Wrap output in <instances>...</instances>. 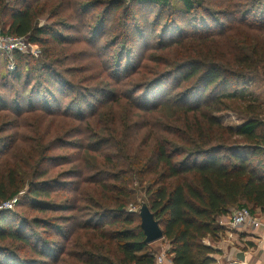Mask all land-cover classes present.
Returning <instances> with one entry per match:
<instances>
[{
  "label": "trees",
  "instance_id": "16d2710c",
  "mask_svg": "<svg viewBox=\"0 0 264 264\" xmlns=\"http://www.w3.org/2000/svg\"><path fill=\"white\" fill-rule=\"evenodd\" d=\"M104 1L102 17L93 18L99 20L95 30L106 28L114 10L120 9L128 20L113 45L122 42L126 48L147 32L157 42L150 48H161L173 57L156 59V69L145 71L144 50L139 53L138 64L133 54L127 64H122L125 57L118 56L121 76L117 83L103 78L100 95L93 103L79 98L68 108L59 105L58 92L71 72L64 67L70 54L68 46L78 41L61 28L90 31L88 27L94 22H86L82 11L88 13ZM128 1L0 0L2 32L42 46L38 59L15 53L16 70L1 76L0 86L5 91H0V109L19 115L22 102L28 101L35 106L33 111L88 124L72 135H82L85 141H64L59 136L40 141L34 163L22 169L9 163L15 154L14 145L6 143L10 152L7 158L6 150L0 147V204L14 198L19 203L21 192L34 199H50L55 192L47 185L50 167L40 169L39 165L48 159H64L51 156L57 148L93 152L95 160L87 168L78 162L63 173L68 179H80L79 183L69 182L77 192L76 200L67 201L70 205L65 207L75 212L70 217L46 215L43 219L19 220L12 208L0 209V264H155L161 250L152 248L156 241L145 242L139 209L126 210L128 205L141 206L143 201L158 220L164 233L161 241L167 242L166 253L175 264H218V249L213 245L227 231L220 218L243 207L253 215L264 212V92L251 87L254 82H264V0H179V11L191 18L189 28H182L179 34L157 31L170 0H130L157 6L154 24L151 11L142 20L131 12ZM41 16H46L47 24L39 23ZM234 33L240 36L229 44L222 43ZM100 55L108 61L109 56L102 51ZM53 61L59 63L55 65L62 74L53 69ZM133 74L137 79L130 77ZM9 94L15 95V108L7 107ZM76 103L79 105L73 109ZM114 104L129 107L131 114L117 116ZM226 111L244 121L236 128L223 124L216 114ZM99 112L106 116L103 121L107 126L101 133L92 125L98 123ZM130 126L135 127L136 136L127 132ZM142 129L147 135L143 142L137 138ZM68 131L65 128L59 133ZM86 185H92L96 195L85 191ZM51 208L39 205L36 209L46 214L62 211ZM54 218L64 239L61 256L50 253L49 240H37L36 233L27 230L32 224L47 232ZM71 220L78 225L70 227L71 234L66 235L59 222ZM24 248L35 257L23 255Z\"/></svg>",
  "mask_w": 264,
  "mask_h": 264
},
{
  "label": "rangeland",
  "instance_id": "374dc122",
  "mask_svg": "<svg viewBox=\"0 0 264 264\" xmlns=\"http://www.w3.org/2000/svg\"><path fill=\"white\" fill-rule=\"evenodd\" d=\"M58 1V0H57ZM87 2H90V0H86ZM171 5L164 8V20L160 25H158V33L159 32H168L170 34H179L182 31L180 30H187L189 28V22L191 18H189V15L180 12L178 8H181L179 0H170ZM64 3V1H63ZM63 3L60 5L62 6ZM103 4L91 8L88 10V13L85 11H82V13L86 16V19H84L86 22L91 23L88 32H86L88 29L84 28V32H69L66 28H61L62 32H65L66 35H69L70 37H74V39H77L74 44H71L69 49V58L66 60V65L64 67H68L70 69V73L66 74L65 83H63L62 90L58 92V95L61 99V102L59 105H64V107H70V103L72 100L77 101L79 98H83L88 104H91L96 100V98L100 95L99 90L101 91V87H103V78L110 79V81H115L121 76L118 72V56L119 58L125 57V59L122 61V64H127L129 60L132 58L133 54V60H136L135 63H139V53H141L142 50L145 52L146 58L143 59L142 64L143 66H146L145 71H148L149 68L155 70V61L156 59H165L168 57H173V53H168V51H164L161 48H150L151 45L154 44L156 41V37L149 36L148 34H144L141 38H138L137 41L131 42L127 44L126 48H123L124 45L122 42H119L117 44L113 45V41H115V36L119 34L120 32H123L124 27L126 28L128 20H126L123 17L122 11L114 10L109 14L108 20L106 22V28H103L102 30H95V25H97V22L94 21L97 18L102 17L103 15V9L105 7L106 1L102 2ZM128 5L131 7V12L135 13L137 17L140 19H144L145 16L151 11L150 18L151 20L154 17V12H157L158 7L155 5H144L142 3H133L132 1H128ZM219 17V16H218ZM216 17V18H218ZM94 18V19H93ZM222 20L229 21L225 19V16H221ZM112 22H114V27L112 25ZM153 23V20L151 21ZM39 23L41 25L47 24L48 21L46 19V16H41ZM214 24L216 22H213ZM80 25H82L79 22ZM154 24V23H153ZM153 24H150L148 27V30L151 31L153 29ZM177 24H179L177 26ZM215 26V25H214ZM183 28V29H182ZM60 30V28H59ZM147 30V31H148ZM162 30V31H161ZM173 32V33H172ZM161 34V33H160ZM7 34L3 33L0 29V37H6ZM172 36V35H171ZM240 35L239 33H234L232 37L229 39H224L222 43L229 44L230 42H233L236 38H238ZM86 37L89 38L91 41H87ZM83 38V39H82ZM2 40V38L0 39ZM97 40H99L101 43L97 44ZM118 41V40H117ZM112 42V43H110ZM91 43V44H90ZM157 43V42H155ZM106 44V45H105ZM2 48L5 49L6 43L2 40L1 41ZM224 45V44H223ZM52 47V46H51ZM100 51L105 53V55L109 56L107 59V62H104L103 57L100 55ZM133 51V52H132ZM15 53H18L17 51L13 53V56L11 57L9 53H7L4 50H0V80L2 74L7 73V71H13L16 70V66L11 69L9 65H13L12 63L17 64V59L14 57ZM25 56H33L34 59H38L40 55L42 54V46L37 45H30L27 48V51L21 52ZM79 53V54H78ZM124 55H123V54ZM148 57V58H147ZM58 62L53 61V65L57 64ZM59 64V63H58ZM105 65L107 69H105ZM54 70H59L58 67L53 66ZM123 67V66H122ZM105 70H104V69ZM104 70V72H103ZM127 70V67L122 71L124 72ZM62 74V72H61ZM136 74V73H135ZM123 76V75H122ZM133 79H137L136 75L133 74V76H130ZM129 79V78H127ZM136 81V80H135ZM75 85V89L73 88V84ZM117 83V81H116ZM251 87L260 93L264 92V82L261 83H252ZM131 88V85L129 86ZM0 91H5L0 86ZM263 95V94H262ZM15 95L9 94L7 96L8 98V106L7 107H14L13 99ZM84 96V97H82ZM54 101V100H53ZM52 101V102H53ZM55 103V101L53 102ZM86 103V104H87ZM2 104V102H0ZM84 104V103H83ZM22 105H24L21 109V114H13L12 111L2 110L0 109V127L3 124V130L0 132V147L3 148V150H6L5 157L7 158L8 153V147H6V143L13 144L14 148L13 151L15 154H13V157L11 155L9 159V163L13 164L16 163L19 166H21V169L26 167L27 164L29 165L30 162L33 161V158L35 156V152L39 151L40 148V141H47L50 139H53L57 136L65 139L64 141H85L83 139V136H75V131H78L81 127H86L88 124H82L80 121H76L73 118H65L62 119V117H59V115H46V113L40 112L39 110L33 111L35 106H31V104H28V101L22 102ZM79 103H76L73 107L75 109ZM114 112L117 116L121 115H128L131 114V109L129 107H124V105L114 104ZM15 108V107H14ZM58 109L59 106L53 107ZM98 108V107H97ZM40 109V108H39ZM71 111H74V110ZM11 110V109H10ZM110 112V111H109ZM112 113V112H111ZM7 115V116H6ZM216 116L219 118V120L229 126L238 127L244 119L240 118L236 113L232 111H226L217 113ZM106 116H100L96 117L98 120V123L95 124V122L92 124L96 126L97 131L100 133L102 130H105L107 128L105 122L103 121ZM100 123V124H99ZM68 129L69 131L66 134H60L59 132L62 129ZM135 127L130 126L129 129H127V132L129 134H134ZM146 129H142L138 134V141H146L147 135L145 133ZM135 135V134H134ZM136 136V135H135ZM5 141V144L2 145ZM92 141V140H89ZM95 141V140H93ZM36 150V151H35ZM12 152V150H11ZM83 153V154H82ZM61 155L63 158L58 159L56 161H50L49 159L45 163H41L39 165L40 169L50 167L51 176H49V181L47 182L48 187L51 189H55V192L53 196L50 199H34L26 196L24 192H21L18 194L20 198L19 203H15L11 208V211L14 213L15 217L20 220H28L32 221L33 219H43L41 217H50V216H58V215H72L75 212H72L71 210H65V207H68L71 201L72 203L74 200H76L75 194L77 193L73 188L74 185L69 184L80 182V179H77L75 177L73 178H66L64 177L63 173L72 167L73 165H77L78 162H80L84 167H89L91 163L95 162L93 157V152L91 153H85L80 148H57L56 150L51 152L52 155ZM82 154V155H81ZM85 156V157H84ZM68 157V158H66ZM84 157V158H83ZM83 158V159H82ZM102 156H99L97 160H100ZM72 161L71 163H68V161ZM85 160V161H84ZM18 162L25 164L24 166L20 165ZM39 163V161L37 160ZM34 163V162H32ZM8 165V162L6 166ZM20 169V170H21ZM26 169V168H25ZM62 171L61 175H58L59 172ZM76 187V186H75ZM85 191H88L89 193L94 191L92 185H86V188L84 187ZM0 204V209L1 208ZM39 205H46L52 207L51 209L55 208H61L62 211H49L46 213H42L41 211L37 210V206ZM140 206L130 204L127 207V212H136L138 211ZM9 209V208H7ZM13 215V214H12ZM13 215V217H14ZM47 215V216H46ZM55 221H57L55 218L52 219L53 226L48 227V231L45 232L43 228L41 227H35L32 224H29L27 226L28 231H32L36 233L35 239H46L48 241V245L50 246V253L53 252V254L62 255L64 251V239L61 236L62 234H58V223L55 224ZM62 229V233L68 234V229L70 227H76L78 224L76 222L72 221H65V222H59ZM77 229V228H76ZM71 234V232H69ZM165 241L161 239L156 241L152 248L163 250ZM23 255L28 256L29 258L35 257L33 253L30 252L28 248L23 249ZM66 256L70 257V255ZM67 258V257H66ZM39 261H42V259H39ZM41 264V263H40Z\"/></svg>",
  "mask_w": 264,
  "mask_h": 264
},
{
  "label": "crops",
  "instance_id": "0c3cea01",
  "mask_svg": "<svg viewBox=\"0 0 264 264\" xmlns=\"http://www.w3.org/2000/svg\"><path fill=\"white\" fill-rule=\"evenodd\" d=\"M264 221V212L258 214ZM229 215L221 217L219 222L227 227L225 236L214 243L218 249L215 257L218 264H264V227L252 229L250 227H240L230 229L228 227ZM209 239L206 240L210 244ZM168 247L167 242L163 245Z\"/></svg>",
  "mask_w": 264,
  "mask_h": 264
},
{
  "label": "built area",
  "instance_id": "2783aa9c",
  "mask_svg": "<svg viewBox=\"0 0 264 264\" xmlns=\"http://www.w3.org/2000/svg\"><path fill=\"white\" fill-rule=\"evenodd\" d=\"M6 43L5 49L2 48L0 40V50H4L13 56L14 52H25L27 51L28 43L26 37L14 36V35H6V37H0V39ZM13 65H9L11 69H13L17 65L12 63ZM17 201V198H14L11 201L4 202L1 205V208H11ZM228 227L232 229H238L240 227H250L252 229H260L264 227V221L258 215H253L250 210L246 207L235 209L229 215ZM155 264H175L170 256L167 255L166 250L163 249L157 256L155 260Z\"/></svg>",
  "mask_w": 264,
  "mask_h": 264
},
{
  "label": "water",
  "instance_id": "95a60500",
  "mask_svg": "<svg viewBox=\"0 0 264 264\" xmlns=\"http://www.w3.org/2000/svg\"><path fill=\"white\" fill-rule=\"evenodd\" d=\"M139 212L141 216V227L145 234V242L152 243L162 239L164 236L163 230L145 201L141 203Z\"/></svg>",
  "mask_w": 264,
  "mask_h": 264
}]
</instances>
